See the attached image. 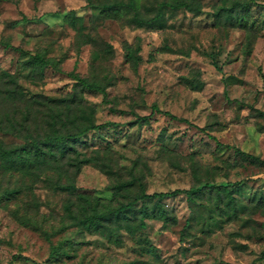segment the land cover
<instances>
[{
    "label": "rangeland",
    "instance_id": "1",
    "mask_svg": "<svg viewBox=\"0 0 264 264\" xmlns=\"http://www.w3.org/2000/svg\"><path fill=\"white\" fill-rule=\"evenodd\" d=\"M142 1L153 5L155 0ZM218 4V0H201L198 15L166 10L164 27L148 30L100 18L86 0H0V68L17 75L25 95L41 94L50 100L70 94L69 72L100 79L105 98L85 91L82 103L92 109L96 124H111L82 136L79 149L86 153L98 149L113 164L111 175L91 165L81 167L73 191L60 190L43 178L13 174L11 182L22 191L15 200L0 203V264H49L50 245L65 237L79 244L69 251L70 257L54 264H264L262 213L243 214L208 236L191 225V237L180 241L189 215L181 195L163 200L176 218L174 223L146 219L145 228L134 235L121 231L119 244L97 234H77L70 227L77 217L78 193L115 205L121 197L109 188L127 179L129 169L141 172L146 193L187 188L196 179H207L242 181L244 196L264 194V168L236 160L231 149L216 146L210 137L264 159V0L250 2L251 25L245 29L215 25L211 14ZM69 10L82 17L83 32L111 45L106 60L92 62V48L75 45V31L63 21ZM3 42L60 60L61 71L46 68L42 80L28 81L18 52ZM125 45L137 49L134 67L124 61ZM212 58L221 71L212 65ZM195 71L202 83L196 90L181 79ZM152 105L186 121L154 113L148 124H128L134 114H148ZM0 139L18 142L1 132ZM6 177L0 173V180ZM33 201L38 205L35 214L29 207ZM30 215L49 233L62 224L68 227L46 239L18 220ZM148 244L155 254L147 251Z\"/></svg>",
    "mask_w": 264,
    "mask_h": 264
},
{
    "label": "trees",
    "instance_id": "2",
    "mask_svg": "<svg viewBox=\"0 0 264 264\" xmlns=\"http://www.w3.org/2000/svg\"><path fill=\"white\" fill-rule=\"evenodd\" d=\"M218 1L219 4L211 14L215 25L243 29L250 27V2L253 0ZM86 3L100 18L116 19L123 21L128 27L148 30L164 27L166 10H183L193 15H198L201 11V0H155L153 5H148L142 0H103L97 3L86 0ZM63 21L75 31L74 43L77 47L89 45L92 48V62L106 60L112 54L109 43L91 32H83L82 17L77 16L73 10L65 13ZM3 46L18 52L21 57L20 69L28 81L42 80L46 68H51L54 72L61 71L58 67L60 60H53L44 53L32 54L20 47H12L7 42H3ZM124 50V61L134 67L139 60L137 49L133 50L130 45H125ZM211 63L216 70L221 71L216 60L212 58ZM68 76L73 81L70 94L50 100L41 94L25 95L17 75L0 68V132L18 140L17 143H6L0 139V173L7 176L6 179L0 180V203L15 200L22 191L15 181L11 182L13 174L34 180L43 178L60 190L73 191L76 189L75 178L85 165H91L107 175L113 173L109 156L101 154L98 149L89 153L79 149V146L84 144L80 139L82 136L111 124H96L93 121L92 109L82 103L81 97L85 91H95L104 99L105 85L100 79L80 77L73 71L69 72ZM262 78L264 79V76ZM181 79L191 89H200L202 86L198 71L189 78ZM154 113L186 121L169 112H161L152 105L148 114H134L128 124H148ZM163 134V130L158 134L161 144L164 142ZM210 137L215 140L216 146L231 149L236 160L264 168V159L259 156L243 152L233 145H222L214 137ZM141 175V172L136 173L129 169L127 179L110 186L112 194L121 197L115 205H106L101 203L98 197L78 193L77 217L70 227L74 228L77 234H97L114 244H119L121 231L134 235L145 228L146 219H158L164 224L174 223L176 218L163 200L178 195L184 198L189 209V215L179 233L180 241L191 237V225L195 226L200 234L208 236L220 229L224 223L236 221L243 214L259 211L264 215V194L252 192L248 196L242 195V181L214 183L207 179H196L195 184L187 188L146 193L141 183ZM29 207L33 209V214L37 213L38 205L35 201L29 203ZM18 220L40 231L46 239L68 227L62 224L60 228L49 233L33 215L19 217ZM76 244L79 242H74L68 237L51 244L46 263L54 264L63 257H70L69 251L73 250ZM147 251L155 254L150 244L147 245ZM31 264L38 263L31 261Z\"/></svg>",
    "mask_w": 264,
    "mask_h": 264
}]
</instances>
